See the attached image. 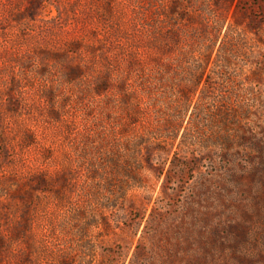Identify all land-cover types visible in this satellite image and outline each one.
I'll return each mask as SVG.
<instances>
[{
    "label": "rangeland",
    "instance_id": "obj_1",
    "mask_svg": "<svg viewBox=\"0 0 264 264\" xmlns=\"http://www.w3.org/2000/svg\"><path fill=\"white\" fill-rule=\"evenodd\" d=\"M133 255L264 264V0H0V264Z\"/></svg>",
    "mask_w": 264,
    "mask_h": 264
},
{
    "label": "trees",
    "instance_id": "obj_2",
    "mask_svg": "<svg viewBox=\"0 0 264 264\" xmlns=\"http://www.w3.org/2000/svg\"><path fill=\"white\" fill-rule=\"evenodd\" d=\"M201 77H199L198 78V80H197V82H196V84H195V89L193 90V92L191 93V95H190V97H191V99L189 100V102L187 103V110H188V107H190V105L192 104V105H195V103H196V101L195 102H193V97L195 96V94L197 93V90H196V88L201 84ZM104 88H107V85L104 83V84H102L100 87H99V89H104ZM198 97H199V95H198ZM178 129H177V132L175 133V135L173 136L174 137V139L173 140H175L177 137H178ZM180 137V136H179ZM135 259V255H133L130 259H129V261L127 262V264H133V260ZM114 262V261H113ZM113 262L112 261H110L109 262V264H113ZM114 264H115V262H114Z\"/></svg>",
    "mask_w": 264,
    "mask_h": 264
}]
</instances>
